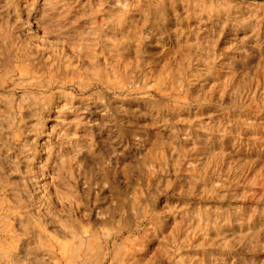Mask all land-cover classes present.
<instances>
[{
    "label": "clouds",
    "instance_id": "1",
    "mask_svg": "<svg viewBox=\"0 0 264 264\" xmlns=\"http://www.w3.org/2000/svg\"><path fill=\"white\" fill-rule=\"evenodd\" d=\"M97 2L99 8L89 0L76 9L79 0H0V264H136L123 233L138 235L135 250L142 251L148 233L163 235L168 227L172 231L158 259L169 264H205V258L207 264H264V196L247 204L255 187L241 183L248 161L225 152L223 138L231 131L223 124L205 123L200 115L185 119L193 109L220 116L249 111L243 98L255 76L245 69L259 55L257 73L264 70L259 38L264 5L247 0ZM243 8H254L257 15L241 19ZM102 14L108 18L97 23ZM252 19L257 24L251 37L240 41L239 59L219 71L213 33L209 29L202 37L201 26L219 24L222 31L229 22ZM173 32L178 39L194 38L185 44L195 59L184 63L177 79L180 95L198 80L217 83L191 99L169 97L155 123L169 133L167 141L160 138L161 147L173 155L124 164L129 186L143 183L131 197L114 180L124 156L118 148L126 138L143 146L142 130H129L128 121L148 93L134 87L142 70L135 61L130 72L122 73L127 87L116 86L109 76L125 51L135 46L136 60H143L151 55L146 43L156 37L162 44ZM260 101L264 112V95ZM184 124L204 133L188 149L183 142L192 135L177 127ZM191 153L200 159L194 161ZM42 154L45 159L39 161ZM181 173L188 179L176 192ZM240 188L244 191L238 193ZM106 189L111 202L100 195ZM194 201L218 207L193 209Z\"/></svg>",
    "mask_w": 264,
    "mask_h": 264
},
{
    "label": "rangeland",
    "instance_id": "2",
    "mask_svg": "<svg viewBox=\"0 0 264 264\" xmlns=\"http://www.w3.org/2000/svg\"><path fill=\"white\" fill-rule=\"evenodd\" d=\"M255 3L257 6L264 5V0H247V3ZM89 0H79L76 3V9H82L88 6ZM92 4L99 8L97 0H92ZM23 9V5H21ZM257 15V10L254 8L241 9V19ZM260 16H264V11L260 12ZM71 18V17H70ZM108 17L106 15H99L96 18L97 23L102 24ZM206 19V18H205ZM222 19V18H221ZM85 23L82 21V24ZM195 26V21L192 22ZM257 24L256 19L250 20L247 24H242L239 20L235 22H229L227 26L221 31L219 24L213 25L211 23L202 25L204 31L201 32V36H207L208 30L211 29L213 35L212 39L215 40V51L220 57L218 62V70L222 71L224 66L233 60H238L241 53L237 51V48L241 47L240 41L246 36L251 37L252 31ZM127 25L123 26L122 30H126ZM259 38L264 41V20L261 21L259 26ZM194 42L192 40L178 39L173 32L171 39L164 38L162 44L157 43V38L154 37L150 43L145 44V48L151 53L150 56H145L143 60H136L135 46L130 51H125L122 57V63L113 69L109 76V80L116 84L118 87H127L128 81H126L122 73L131 71V64L135 61L138 68L142 69L136 74L135 85L136 89L140 92H147V97H140L137 101V106L140 108L135 116L131 117L128 121V129L131 131L142 130L141 139L144 140L142 147H135L127 142V138L123 144L120 145L118 151L124 153L121 164V170L114 176V180L120 186L122 190L126 192L128 196L135 197L138 195L139 190L143 187L141 182H132L131 186L125 181V173L123 171L124 164H131L137 160L155 161L160 157H169L173 153L171 149L161 147V137L165 141L169 139V133L162 131L155 123L156 119L161 116L160 109L164 108L169 97L177 96L180 100L191 99L193 96L199 95L200 90L208 91L213 84L217 81L214 78H205L204 81H197L187 89L184 95H180L179 88L177 87V79L180 77L182 68L185 62H188L195 57L190 55V51L185 48L186 43ZM250 43H255V38L250 40ZM235 46V47H234ZM258 51V50H254ZM104 58H101L103 63ZM261 57L259 55L254 56L248 61V68L245 71H251L255 76L254 84L247 91V95L243 98L244 102L248 104L249 111L243 114L232 113L228 116H220L204 109L200 112L193 109L189 115L185 113V119L194 118L197 115L204 117V122L208 123L209 119L212 121H218L223 124L226 129L231 131V135H226L223 138V145L225 152L231 154V158L239 160L241 162L248 161V167L243 171V177L241 183L247 185L252 183L255 185L251 189L253 199L249 200L247 204L250 206L255 203V198L264 196V163H259V160H264V112H260L261 101L260 97L264 95V70L257 73V66L260 64ZM87 63V62H86ZM148 64L150 69L144 68V65ZM239 67V65H238ZM23 70V69H22ZM241 76L237 79H241ZM217 92L215 96H218ZM214 96V98H215ZM255 101L253 103L252 101ZM143 113V114H141ZM237 121V123H233ZM251 123L252 127H246V123ZM182 133L187 132L192 135V139L183 142L185 149L191 148L194 141L199 137H203L204 133L195 134L191 131L192 126L184 124L177 126ZM105 135V139H106ZM214 139L219 140L217 134ZM183 141V135H181ZM99 143V141H98ZM119 143V142H118ZM219 150V149H217ZM191 158L195 160L200 159V155L197 153H191ZM45 155H43L44 157ZM177 161L179 157H174ZM257 161V163H253ZM173 179L176 177L173 175ZM187 176L181 173L179 179H177V187L174 189L179 192V185L184 184L187 180ZM154 184L155 181L153 180ZM199 190V188H198ZM238 193L244 191L243 188L237 190ZM95 193L93 199H95ZM101 197H108L107 202H111V194L106 189L100 194ZM161 200V204L163 203ZM172 202L183 203L179 197H172ZM199 207L204 211L210 209H216L218 205L215 202H202L199 205L194 201L193 209ZM249 211L251 208L249 207ZM171 227H168L163 235L148 233L147 239L143 243V250L136 251V241L140 240L138 235H135L130 230L123 233L124 241L128 245L129 251L134 250L142 264H169L167 260L158 259L162 251V241L165 236L171 234ZM59 251H63L61 247ZM205 264L207 259L205 258Z\"/></svg>",
    "mask_w": 264,
    "mask_h": 264
},
{
    "label": "bare ground",
    "instance_id": "3",
    "mask_svg": "<svg viewBox=\"0 0 264 264\" xmlns=\"http://www.w3.org/2000/svg\"><path fill=\"white\" fill-rule=\"evenodd\" d=\"M21 71H23V70L21 69ZM43 155L44 154H42L38 157L39 161H43L45 159V156L43 157ZM130 252H132L133 256L135 257L136 264H142L141 260L138 259L136 252L134 250H131ZM106 264H110V261H106Z\"/></svg>",
    "mask_w": 264,
    "mask_h": 264
}]
</instances>
